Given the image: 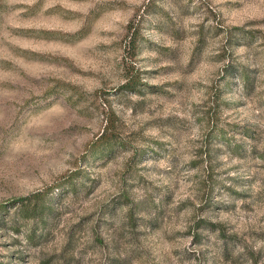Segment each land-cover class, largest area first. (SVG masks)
Returning <instances> with one entry per match:
<instances>
[{"label":"rangeland","instance_id":"rangeland-1","mask_svg":"<svg viewBox=\"0 0 264 264\" xmlns=\"http://www.w3.org/2000/svg\"><path fill=\"white\" fill-rule=\"evenodd\" d=\"M68 170L0 264H264V0H0V202Z\"/></svg>","mask_w":264,"mask_h":264},{"label":"trees","instance_id":"trees-1","mask_svg":"<svg viewBox=\"0 0 264 264\" xmlns=\"http://www.w3.org/2000/svg\"><path fill=\"white\" fill-rule=\"evenodd\" d=\"M236 27V26H235ZM124 37L125 41L123 43V49L125 50V55L127 57H132L135 53L137 45L138 32L136 27L133 25L130 26L129 23L125 24ZM42 31H49L47 29H41ZM39 31V28L37 29ZM80 32V28L70 32L76 36ZM123 80L118 83L116 86L117 89H127V90H139L140 87L137 86L139 83H143L146 86H152L146 84L139 79L138 68L133 67L132 65H127L123 63ZM60 83H66L70 86L74 84L63 82L58 80ZM52 90V86L47 87L43 90L42 93H48ZM114 144L124 145V140L121 138L118 130L115 127V114L108 110L105 118V122L102 124L99 131L94 133L92 137L87 139L82 146L80 152L81 156L89 154L92 152H101L110 149ZM76 168V167H75ZM77 170H68L66 173H62L59 180H56L53 183L44 185L42 188H34L29 190L26 193L13 196L9 199L3 200L0 202V212L6 211L8 206L16 204L17 213L20 217H36L39 216L44 209L49 207V201L47 196V191H49L53 186L59 184L71 185L74 181V175Z\"/></svg>","mask_w":264,"mask_h":264}]
</instances>
